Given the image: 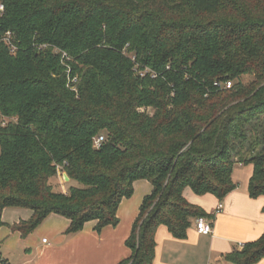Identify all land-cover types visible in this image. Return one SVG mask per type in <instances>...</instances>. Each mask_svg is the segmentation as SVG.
Segmentation results:
<instances>
[{
  "label": "trees",
  "instance_id": "1",
  "mask_svg": "<svg viewBox=\"0 0 264 264\" xmlns=\"http://www.w3.org/2000/svg\"><path fill=\"white\" fill-rule=\"evenodd\" d=\"M4 5L0 34L16 50L0 46V227L5 208L32 211L10 228L23 239L50 214L68 235L115 227L145 180L118 264H153L160 226L183 240L193 220H213L185 188L220 201L235 165H251L249 197L264 198V0ZM60 173L78 186L55 191ZM240 247L224 260L258 263L264 233Z\"/></svg>",
  "mask_w": 264,
  "mask_h": 264
},
{
  "label": "crops",
  "instance_id": "2",
  "mask_svg": "<svg viewBox=\"0 0 264 264\" xmlns=\"http://www.w3.org/2000/svg\"><path fill=\"white\" fill-rule=\"evenodd\" d=\"M251 174V165H235L232 181L236 187L220 201L213 195H196L185 188L184 199L213 216L212 222L206 219L212 225V233L198 234L193 220L186 238L178 240L166 227L160 226L155 237L153 264H230L224 260V255L260 238L264 233V198L249 197ZM133 188L132 196L123 199L118 207V224L99 232L94 229L96 222H87L79 232L65 234L69 220L50 214L23 239L10 228L27 221L32 211L5 208L1 214L4 223L0 227L1 257L7 264H118L129 255L125 241L143 197L152 191L151 184L145 180L136 181ZM219 204L221 210L215 213ZM10 253H14V259L9 257ZM256 264H264V259Z\"/></svg>",
  "mask_w": 264,
  "mask_h": 264
},
{
  "label": "built area",
  "instance_id": "3",
  "mask_svg": "<svg viewBox=\"0 0 264 264\" xmlns=\"http://www.w3.org/2000/svg\"><path fill=\"white\" fill-rule=\"evenodd\" d=\"M5 0H0V17L2 16V13L4 12L5 5H4ZM3 45L8 48L10 53H13L16 48L13 42H11V33L10 32H5L0 34V46ZM230 86L227 85L226 88H229ZM101 138L95 143V145L98 147L99 146V141ZM221 210V205L219 204L216 208V212L218 213ZM195 229L198 234L200 235H210L212 233V225L206 221L204 218H197L194 221Z\"/></svg>",
  "mask_w": 264,
  "mask_h": 264
},
{
  "label": "rangeland",
  "instance_id": "4",
  "mask_svg": "<svg viewBox=\"0 0 264 264\" xmlns=\"http://www.w3.org/2000/svg\"><path fill=\"white\" fill-rule=\"evenodd\" d=\"M249 81H251V78L250 77H244L243 78V82L245 83V84H247V83H249ZM4 123H7V120H5V122ZM63 175L64 174H58L53 180H52V185H53V187H54V190L55 191H57V192H66L67 190H68V187L69 186H78L75 182H70L69 184H66L67 182L66 181H64V179H63ZM65 182V183H64ZM69 185V186H68ZM243 247H239V249L238 250H241ZM11 255H9V257L11 258V259H14L15 258V256H14V253L12 254V253H10Z\"/></svg>",
  "mask_w": 264,
  "mask_h": 264
},
{
  "label": "water",
  "instance_id": "5",
  "mask_svg": "<svg viewBox=\"0 0 264 264\" xmlns=\"http://www.w3.org/2000/svg\"><path fill=\"white\" fill-rule=\"evenodd\" d=\"M63 179H64V181H66V182L69 181L68 177H67L65 174L63 175Z\"/></svg>",
  "mask_w": 264,
  "mask_h": 264
}]
</instances>
